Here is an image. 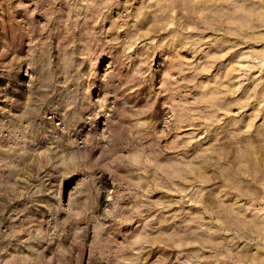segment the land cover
<instances>
[{
	"label": "rangeland",
	"instance_id": "374dc122",
	"mask_svg": "<svg viewBox=\"0 0 264 264\" xmlns=\"http://www.w3.org/2000/svg\"><path fill=\"white\" fill-rule=\"evenodd\" d=\"M0 264H264V0H0Z\"/></svg>",
	"mask_w": 264,
	"mask_h": 264
}]
</instances>
